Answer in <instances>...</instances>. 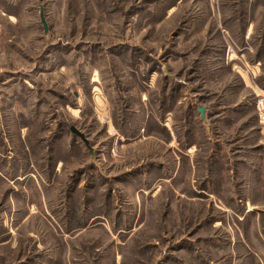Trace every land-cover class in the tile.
<instances>
[{
    "label": "rangeland",
    "instance_id": "1",
    "mask_svg": "<svg viewBox=\"0 0 264 264\" xmlns=\"http://www.w3.org/2000/svg\"><path fill=\"white\" fill-rule=\"evenodd\" d=\"M256 145L264 0H0V264L233 259L234 193L202 184Z\"/></svg>",
    "mask_w": 264,
    "mask_h": 264
},
{
    "label": "crops",
    "instance_id": "2",
    "mask_svg": "<svg viewBox=\"0 0 264 264\" xmlns=\"http://www.w3.org/2000/svg\"><path fill=\"white\" fill-rule=\"evenodd\" d=\"M257 6L255 8L256 13L258 11ZM188 142L189 140L187 139L185 152H181V150L178 151L190 164L192 161L191 159L194 157L193 152L190 153V150L194 148L193 146L195 143ZM122 146H124V144ZM125 149H127V147ZM241 149V147H235L231 155L224 156V163H226L228 170L227 175L229 177L232 176L231 181L227 182L223 179L221 180L222 177H219L218 180L213 182L211 179L207 178V181L203 180L205 183L202 184V187L204 189L209 188V191H212L211 189L217 191L214 190L217 188L218 191H222L223 193L233 192L234 197L230 198V203L233 204L234 208L239 210V213L232 220L235 230L234 244L237 247V253L235 252V254H233V259H226L222 261L221 264H243L242 261L244 257H241L243 252L247 258L251 260V263L264 264V218L260 217L259 212L253 211H260L258 204L260 203V199L264 198V166H261L259 162H264V146L256 145L251 147L249 152H242ZM259 150L261 151L260 153ZM251 151L253 152L251 153ZM216 160L217 159L214 160L211 158L208 161L206 160L204 168L208 170V172H212V170L215 169L214 166L220 164L219 159ZM157 167L160 168L159 165L155 168ZM146 173L149 174V171L144 167L139 171L140 175H146ZM214 186L216 187L214 188ZM227 249L229 250L230 248H222V250L226 252ZM188 252L192 259L201 262H199V264H214L211 261H206L204 258L202 259L203 256H197L199 253L196 250Z\"/></svg>",
    "mask_w": 264,
    "mask_h": 264
},
{
    "label": "water",
    "instance_id": "3",
    "mask_svg": "<svg viewBox=\"0 0 264 264\" xmlns=\"http://www.w3.org/2000/svg\"><path fill=\"white\" fill-rule=\"evenodd\" d=\"M42 21H43V18H42ZM43 24L44 26L46 27L45 25V22L43 21ZM198 112L200 113V115L203 117L204 116V112H205V109L203 107H199L198 108ZM70 132L76 136H78L79 138H81L82 140L86 141L85 137H84V134L82 132H80L78 129H76V127L74 126H71L70 127Z\"/></svg>",
    "mask_w": 264,
    "mask_h": 264
},
{
    "label": "built area",
    "instance_id": "4",
    "mask_svg": "<svg viewBox=\"0 0 264 264\" xmlns=\"http://www.w3.org/2000/svg\"><path fill=\"white\" fill-rule=\"evenodd\" d=\"M257 105L259 106H262L263 105V102L260 100V101H258V103H257Z\"/></svg>",
    "mask_w": 264,
    "mask_h": 264
}]
</instances>
